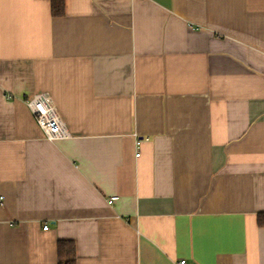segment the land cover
<instances>
[{"label":"crops","instance_id":"obj_1","mask_svg":"<svg viewBox=\"0 0 264 264\" xmlns=\"http://www.w3.org/2000/svg\"><path fill=\"white\" fill-rule=\"evenodd\" d=\"M65 9L0 0V264H264V0Z\"/></svg>","mask_w":264,"mask_h":264},{"label":"built area","instance_id":"obj_2","mask_svg":"<svg viewBox=\"0 0 264 264\" xmlns=\"http://www.w3.org/2000/svg\"><path fill=\"white\" fill-rule=\"evenodd\" d=\"M24 105L32 115L35 125L41 131L45 140L50 142L62 141L68 140L71 137L69 130L61 119L59 111H57L51 97L47 93L38 92L31 98L25 99ZM116 199V197H113L109 199L108 203H113ZM42 227L43 230H47L48 228L45 225ZM175 264H187V262L180 259Z\"/></svg>","mask_w":264,"mask_h":264},{"label":"trees","instance_id":"obj_3","mask_svg":"<svg viewBox=\"0 0 264 264\" xmlns=\"http://www.w3.org/2000/svg\"><path fill=\"white\" fill-rule=\"evenodd\" d=\"M49 9L53 18H61L65 14V0H49ZM258 216V224L264 225ZM57 264H76L75 245L72 241L58 240L56 247Z\"/></svg>","mask_w":264,"mask_h":264}]
</instances>
